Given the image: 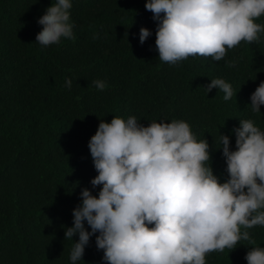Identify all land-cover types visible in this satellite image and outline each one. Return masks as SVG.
Listing matches in <instances>:
<instances>
[{
  "label": "trees",
  "instance_id": "16d2710c",
  "mask_svg": "<svg viewBox=\"0 0 264 264\" xmlns=\"http://www.w3.org/2000/svg\"><path fill=\"white\" fill-rule=\"evenodd\" d=\"M51 2L0 0V264H70L79 237L65 239V227L72 226L81 190L96 195L100 188L90 183L98 173L88 147L100 120L135 116L144 126L185 120L197 139L208 140L221 182L228 173L220 134L235 150L232 129L240 120L264 130V105L261 113L250 105L264 81V33L220 61L195 56L170 65L158 57V22L146 0H72L75 39L44 47L36 42L43 28L37 20ZM255 22L264 24V16ZM141 27L152 31L143 44ZM213 78L232 85L229 100L216 88L207 93ZM95 80L106 87L97 89ZM241 230L248 240L206 254V264H247L246 252L264 247V226ZM102 256L93 235L77 264H106Z\"/></svg>",
  "mask_w": 264,
  "mask_h": 264
},
{
  "label": "clouds",
  "instance_id": "9594fccd",
  "mask_svg": "<svg viewBox=\"0 0 264 264\" xmlns=\"http://www.w3.org/2000/svg\"><path fill=\"white\" fill-rule=\"evenodd\" d=\"M72 6V0H52L37 20L43 28L36 42L47 47L61 38L74 40ZM145 8L158 22V57L170 65L195 56L220 61L241 41L258 42L264 33V24L255 22L264 16V0H146ZM151 35L141 27L140 43ZM93 83L99 90L106 87L103 80ZM65 85L70 89L71 79ZM213 88L225 101L234 94L223 78L210 79L205 89ZM250 101L252 111L261 113L264 81ZM139 121L135 116L100 120L88 142L98 173L90 183L100 188L96 195L81 190L72 226L65 227V239L79 237L70 264L82 260L93 235L106 264H206V254L249 239L242 227L264 226V130L252 119L232 129L235 150L229 135L220 134L228 173L223 182L213 172L208 140L197 139L188 122L160 119L144 126ZM244 258L247 264H264V247H252Z\"/></svg>",
  "mask_w": 264,
  "mask_h": 264
}]
</instances>
